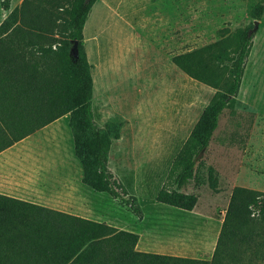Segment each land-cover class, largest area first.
Instances as JSON below:
<instances>
[{"label": "trees", "instance_id": "1", "mask_svg": "<svg viewBox=\"0 0 264 264\" xmlns=\"http://www.w3.org/2000/svg\"><path fill=\"white\" fill-rule=\"evenodd\" d=\"M11 0H0L4 10ZM96 0H22L0 23V152L68 114L82 182L128 206L138 220L143 211L109 168L113 140L122 122L97 123L93 80L83 28ZM264 0L250 9L254 20ZM253 25L174 54L171 61L190 78L215 89L173 158L156 201L192 210L197 196L180 189L191 181L219 192L214 168L204 154L223 109H236ZM75 44L76 57L71 55ZM138 234L0 194V264H263L264 191L234 185L209 259L142 252Z\"/></svg>", "mask_w": 264, "mask_h": 264}, {"label": "rangeland", "instance_id": "2", "mask_svg": "<svg viewBox=\"0 0 264 264\" xmlns=\"http://www.w3.org/2000/svg\"><path fill=\"white\" fill-rule=\"evenodd\" d=\"M257 1L96 0L91 7L83 37L91 65L94 118L100 125L122 122L120 138L112 142L109 168L128 192L137 196L143 217L146 214L140 221L128 206L87 188V201L102 205L110 224L147 237L151 215L169 207L157 202L156 194L167 180L173 158L215 93L214 88L177 68L171 56L219 39L224 28L235 31L252 24V47L237 108L234 114L222 112L203 156L205 165L214 168L222 191L214 193L205 185L193 186L192 193L199 196V211L209 215L215 205L224 204L230 184L264 191V13L256 26L250 16ZM21 2L11 0L10 6ZM66 118L59 125L65 127ZM55 143L39 138L29 142L25 151L38 156L39 165L49 150L54 151ZM22 151L23 145L18 144L10 152L20 155ZM68 163L79 167L74 158ZM10 166L20 169L21 162Z\"/></svg>", "mask_w": 264, "mask_h": 264}, {"label": "crops", "instance_id": "3", "mask_svg": "<svg viewBox=\"0 0 264 264\" xmlns=\"http://www.w3.org/2000/svg\"><path fill=\"white\" fill-rule=\"evenodd\" d=\"M16 6H10L9 10H4L1 7L3 17L0 23L7 16L9 11ZM225 110L234 114L233 110L236 109L226 108L223 109L222 112ZM66 116L68 117V114L45 125L0 152V194L26 200L96 222H104L112 225L106 219L108 216L106 209L102 205H95L88 202L85 197V194L90 191H87L89 187L81 180L82 170L74 154L72 134L69 133L68 129L70 127H66V123L69 125V117L67 119ZM64 117L66 118L65 127L58 123ZM60 129L63 132H61ZM39 138H42V140L47 143H57L54 145V151L49 150L48 154L45 155V161L38 165V161L36 160L38 156L28 150L25 151V147L29 142H33ZM18 144L23 145L22 153L20 155L12 154L10 151ZM56 148L58 149L57 156ZM70 158H74L75 163L79 165L78 169L69 166L68 161ZM15 161L21 162L20 169H15L10 166V164ZM205 185L207 184L196 186L192 181L180 190L186 193H192L194 190L193 186L203 187ZM233 186L234 185L230 184L227 188L224 204L215 205L212 209V213L209 215H204L199 211V197L192 210H183L161 203L169 207L161 208L160 212L151 215L152 220L148 227L149 235L146 237L145 234H138L139 238L135 249L142 252L209 259L208 256L211 257L215 247L225 208L227 207ZM221 191L222 189L217 193ZM94 194L103 196V194L106 193L96 192ZM145 217L140 221H143Z\"/></svg>", "mask_w": 264, "mask_h": 264}, {"label": "water", "instance_id": "4", "mask_svg": "<svg viewBox=\"0 0 264 264\" xmlns=\"http://www.w3.org/2000/svg\"><path fill=\"white\" fill-rule=\"evenodd\" d=\"M257 22H258V20H255V21H254V23H255V26L257 25ZM73 46H74V48H73V49H75V53H76V47H75V44H74ZM72 52H73V50H72Z\"/></svg>", "mask_w": 264, "mask_h": 264}]
</instances>
